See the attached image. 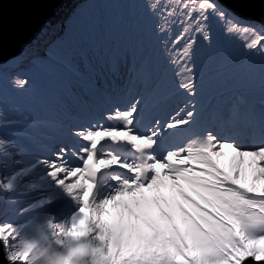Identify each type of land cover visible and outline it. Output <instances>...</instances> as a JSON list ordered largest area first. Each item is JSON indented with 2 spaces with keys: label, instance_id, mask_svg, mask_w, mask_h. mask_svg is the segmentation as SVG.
<instances>
[{
  "label": "rangeland",
  "instance_id": "rangeland-1",
  "mask_svg": "<svg viewBox=\"0 0 264 264\" xmlns=\"http://www.w3.org/2000/svg\"><path fill=\"white\" fill-rule=\"evenodd\" d=\"M203 1L74 0L61 18L54 19L58 17L55 16L50 20L49 26L57 23L62 26L72 17L71 24L66 25L64 32L59 31L61 26L58 28L55 37L62 34L60 41L54 36L49 39V43L37 38L39 42L35 39V42L27 44L32 48L22 50L13 61L18 67L31 61L38 63L37 58L46 57V52H52L55 57L57 50L61 53L69 48L72 50L73 37L78 43L81 41L91 45L94 38L87 37L93 32L104 30L105 26L116 19H124L123 29L127 32L130 30L128 26L135 29L132 35L137 39H143L144 36L143 40L150 45L158 41V36L164 38L160 42L164 45H173L168 39H175L177 44L172 46L175 55H182L180 45L187 48L190 53L185 55V59L193 63L201 60L204 71L223 63L229 64L222 72L206 75V78H216L213 86H222L221 78L229 82L221 90L229 92L223 99L249 95H254L255 99L264 97V29L248 25L255 21L239 18L225 6L220 8L211 1L207 6L198 4ZM153 6L159 7V10L149 14ZM55 40L56 43L52 45ZM159 48L156 47L155 56L165 57L171 62L170 58L174 55L168 51L159 52ZM127 59L123 58L124 61ZM5 63H0V68ZM6 69L1 68L0 74ZM125 70L126 77H131L130 81L135 82L124 87V79H121L120 93H131L132 90L135 93L129 94L126 106L119 107L120 110L114 113L110 107L120 106L115 102H106L99 94L94 98L79 96L74 90L68 95L72 101L61 103L71 104L72 107L46 109L41 103L43 100L51 102L52 97L47 90L44 96L39 89L40 85L31 88L28 79L21 80L23 84L17 89L14 86L7 88L8 84L0 79V131L6 136L17 137L23 134L26 130L20 124L28 123L31 118L40 122L45 120L43 125L41 122L37 127L40 135L48 130L54 133L60 129L58 136L68 138L67 141L83 140L79 144L88 146V152L80 163L70 166L65 164L70 160L64 157V143L54 144L55 150H62L59 153L48 152L40 157L29 149L17 148L11 144L12 141H5L0 136V204L3 206L0 212V238L4 241L11 261L14 264H242L246 257L264 259L263 143L250 145L246 139L247 131L245 138L239 139V146H236L238 142L230 141L232 145L218 140L210 130L197 132L186 116L188 113L174 120L171 119L173 115L161 119L163 109H148V113L145 108L157 99H162L152 92L156 88L155 82H166L167 78L173 76L174 69H161L157 65L155 82L148 89L138 85V80L143 82L144 73L136 71L139 75L134 76L127 73L128 66ZM0 76L5 81L10 80L7 74ZM119 80L115 78L114 83L118 85ZM256 87L258 89L251 92H233ZM142 92L146 94L140 98ZM62 98L65 100L67 96L63 93ZM84 100L97 104L100 112L95 108L89 114L88 106L85 108L82 104ZM101 102H104L103 108L99 107ZM134 105L146 107L133 112L131 107ZM74 106H82L83 113L86 110L88 116L97 118L106 112L110 121L106 125L102 116L101 120L94 121L87 117L86 121L80 123L81 114L67 115ZM139 118H144L148 124L143 128L146 137L141 134L140 121L130 123ZM51 121L54 123L49 124ZM30 124L38 125L39 122ZM168 127L171 131L162 133ZM51 128H54L53 131ZM30 130L33 132L34 128H28ZM257 134L258 130L254 127L252 136L256 137ZM179 135L183 139L179 140ZM36 138L35 134L31 135L29 141ZM41 144L44 143L41 141ZM112 145H118L122 152L111 151ZM241 148L254 151H243ZM158 150L160 152L157 156ZM59 155L61 158H53ZM100 161L104 162L103 168L109 171L103 175L113 173L110 169L114 167L127 174L124 173L118 180L114 176L106 178L113 185H107L103 193L115 191L119 195L112 197L108 194L107 199L103 195L102 198L108 203L99 208V215L104 214L116 229L118 226L120 229L136 227V232L142 231V237L146 232L158 231L150 239L149 245L143 242L137 247L136 243L124 244L120 236L101 244L89 238L84 229V217L91 215L92 207H84L87 203L83 202L81 196L86 192L85 199H88L89 194H92L93 165ZM22 174L24 176L20 186L14 188V179ZM136 177L138 180L133 184ZM203 179L208 185L204 184ZM79 182L82 184L78 185ZM66 196L74 201L77 197L81 198L79 207L85 208L84 212H87L79 215V220L71 217L74 211L66 208L64 212L59 211L68 200ZM152 198L154 203L161 205H153ZM144 203L151 208L143 207L139 215H135L137 206ZM3 210L8 213L7 216L1 214ZM126 210L128 217L125 215ZM151 217L154 218L153 223ZM128 218L130 225H127ZM154 243L158 245L154 248L155 252L150 250Z\"/></svg>",
  "mask_w": 264,
  "mask_h": 264
},
{
  "label": "trees",
  "instance_id": "trees-1",
  "mask_svg": "<svg viewBox=\"0 0 264 264\" xmlns=\"http://www.w3.org/2000/svg\"><path fill=\"white\" fill-rule=\"evenodd\" d=\"M209 1L213 2L220 8L224 7L219 2V0H204L203 2H199L198 4L207 6L209 5ZM158 10L159 7L154 8L153 6V9H151L152 12H149V14H153ZM77 14L78 12L73 14V17ZM70 19H72V17L67 19V26L71 24ZM116 21L114 20L112 21V23H109L107 26H105L104 30L95 31L91 36L87 37L88 39L94 38V43H92L91 45L84 44L81 41H79L78 43L77 39L73 37L71 43H73L74 47L72 48V50L71 48H69L67 51H64V53H61L59 50H57L55 51V57L54 55H52V52H48V54L46 52V57L42 56L41 59L37 58L38 63H34L33 61H31L27 64L19 65L18 67L16 66V63L13 61V59L7 61V63L4 62L5 64H3L1 68L7 69L2 70V73L0 75L7 74V78H9L10 80L5 81L3 76H0V79H3V83L8 84L7 88H11L12 86H14V88L16 89L20 86V84H23L21 80L27 81L28 79H30L31 88H37V86L40 85L39 89H41L42 94L44 93L45 96V91L47 90V93H50L52 97L51 102H45V100H43L41 106L46 109L60 106L59 109L61 110L62 108L65 109L68 106L72 107L71 104H61L67 103V100L72 101V98L68 96L71 90H74L76 93L83 89V96L94 98L95 95L99 94L100 97L103 98L102 94L105 89L112 91L113 89L116 90L120 86L113 84V80L115 78H120L119 83H122L121 79H124L123 86H125L128 82H130L131 78H127L125 75V67L127 66L129 67V71L127 72L128 74L130 73L134 76L139 75L140 73L145 74V76L143 77V82L138 83V85H141L145 89H148V87L154 84L157 65H160L161 69H170L171 67L174 69L173 76L171 78H167L166 82H155L156 88L152 90L154 94L157 93L158 96L162 98L157 99L154 103L159 104V108L165 109L162 112V118L173 115L172 117L174 120L175 117L182 116L188 113L186 116L188 117L190 123H192V125L194 126L195 130H199V132L210 130L214 133L215 137L219 136L220 139L222 138L219 134H221L222 132H225V134L229 136H236V134L239 135V131H241V124L245 122V118H248L247 125L249 126V128L246 132L247 141L254 144L260 142L264 143V97L255 99L254 95H249L246 97L240 96L236 98L233 97V99L230 100H225L223 99V97L229 92H223L221 90L229 82L225 80V78H221L223 85L213 86V80L216 81V78H206V75L209 73L224 71L229 66V64L223 63L221 64V66L216 67L212 70L204 71L203 66L200 63L201 60L193 63L190 62L189 59H185V55H188L190 53V50H188L187 48H184L180 45L179 48L183 53L182 55H175V51L172 47L173 45L177 44V41L175 39H168V41L173 45H164L160 43L164 38L158 36V41L150 45L143 40L145 38L144 36L143 39H137L134 35H132L131 32L135 29H132L128 26V28L130 29L129 32H127V30H124L122 25L124 19H116ZM248 25L254 26V28L257 29H264V26L262 24L260 25L255 22H249ZM133 26H135L134 23ZM60 37L58 36L56 39L60 41ZM56 41L57 40L53 41V43L51 44L53 45L54 43H56ZM128 44H130V47ZM157 46L161 47L159 48V52L168 51L171 52V55H174L170 58L171 62H168L167 58L165 57L159 58L155 56V54H157ZM127 57L128 59L124 61L123 58ZM173 64L175 65L172 66ZM56 71L60 73L58 74ZM136 71H138L139 74H136ZM95 84H97L98 86L94 87L93 85ZM257 89L258 87L247 90H237L233 92H251ZM63 93L67 96L65 100L64 98H62ZM145 94L146 92H142L141 97L145 96ZM53 100H55V102H52ZM87 101H89L88 103H90L91 106L93 105L90 100H84L83 103H86ZM182 103L184 104L183 106H181ZM154 104H151V106L153 107ZM173 106H175V108L171 109V107ZM99 107L101 106L99 105ZM179 107L181 108L178 109ZM110 108L113 113L115 110H120V108L116 106H112ZM77 109L71 108L67 115L73 114V116H75L74 113H78L84 116V113L78 112ZM136 111H139V109L138 107L134 106L133 112ZM70 116L68 118H70ZM102 116H104V121H106V123L110 121L106 112ZM68 121L70 124L71 121L69 119ZM134 121H137V119L131 120L130 122L133 123ZM32 122H39V124H30ZM41 122L43 125L45 123V120H41ZM41 122L40 120L36 121L29 118L28 123L20 124V127L25 128L26 130L23 134L17 135V137L9 135L6 136V134L0 131V136L4 137L5 141H12L11 144L15 145L19 149H29L30 152L43 157L44 155H47L48 152H53L52 146H46V144L48 145L53 143V137H56V140L60 141V143H64V139L57 135V132H59L60 130L58 127L57 129L59 130L54 131V133L48 130V132L40 135V130H37V127L40 126ZM48 123L52 124L54 122L51 121ZM140 125L141 127L146 126V121H144L143 124L141 120ZM255 126L258 127V134L256 137H253L250 130ZM28 128H34L33 132L31 130L28 131ZM53 129L54 128H51L52 131ZM213 129L215 130L213 131ZM167 131L170 132L171 128L168 127ZM34 134L37 136L36 140L29 141V137ZM41 141L42 143H44L43 145L41 144ZM82 141L83 140L70 139V142H68V144L71 146V148L69 150L67 149L64 155L72 156L85 152L87 146L79 144V142ZM112 150L119 151V147L112 146ZM60 157L61 155L53 156L54 159H58ZM74 161L77 164L80 159H74ZM110 171H112L113 173L100 175V170L99 168H97L96 172L98 173L99 178L92 179V189L93 191L99 190L98 195H94V193L91 192L92 194H89V198L85 199L86 192H84V194L81 196L83 202L87 203V205L84 207H92V209H90L91 215H87V217H84L86 220L84 229L87 230L89 238H91L93 242L98 241L100 244L102 242L104 243L109 241L110 238L117 239V236H120V240L124 244L131 245L136 243L135 246L137 247L141 245V242H143V244L149 245L150 239L155 237L158 234V231L155 230L151 233L146 232V234H144L145 236L142 237V231L141 233L136 232V227L133 226L130 227V229L127 227H123L120 229V226H118V228L116 229L113 227L114 225L106 219L104 214L102 216L99 215L100 212L98 211V209L99 207L103 206L104 201L106 200L105 199L103 201V204L99 206L98 203H101L102 197L103 195H105L103 193V191L105 190V185H113L112 182L106 181V178H108L110 174H113L114 179L118 180V178L123 177L125 173L124 170H120L117 167L111 168ZM81 184L82 182H79L78 185ZM206 185H208V183ZM117 186L119 185L117 184ZM72 194L73 193H71L70 195ZM69 196H66V198L68 197V200L65 203L63 202V208H61L59 211L64 212L63 209L65 208L68 211H74V214L71 215V217L79 220V215H83L87 211L84 212L85 208L82 209L79 207L81 198L79 199L77 197L76 201H74L71 198L69 199ZM111 196L116 197L113 194ZM131 201L132 200H130V202ZM154 201L155 200L153 199V203ZM160 205V203H157V207H159ZM3 211L4 212L1 214L7 216L8 213H6L5 210ZM92 214L94 215L92 216ZM125 215L128 216L127 213ZM157 215H155V217ZM153 220L154 218L151 217L152 223ZM157 222L155 221V223ZM127 225H130L129 219ZM113 230L114 235L112 234ZM157 247V243H154L150 250H153L155 252L154 248Z\"/></svg>",
  "mask_w": 264,
  "mask_h": 264
},
{
  "label": "water",
  "instance_id": "water-1",
  "mask_svg": "<svg viewBox=\"0 0 264 264\" xmlns=\"http://www.w3.org/2000/svg\"><path fill=\"white\" fill-rule=\"evenodd\" d=\"M74 0H0V63L20 55L24 47L37 38L49 43L43 27L60 9ZM239 18L264 25V0H219ZM69 8V7H68ZM54 31V30H53ZM43 36H46L44 38ZM56 38V37H55ZM3 206L0 204V212ZM0 264H14L0 238ZM242 264H264V259L246 257Z\"/></svg>",
  "mask_w": 264,
  "mask_h": 264
},
{
  "label": "bare ground",
  "instance_id": "bare-ground-1",
  "mask_svg": "<svg viewBox=\"0 0 264 264\" xmlns=\"http://www.w3.org/2000/svg\"><path fill=\"white\" fill-rule=\"evenodd\" d=\"M72 4V3H71ZM71 6V5H70ZM75 7H77V5L75 6ZM68 7H67V5L64 7V9H60V12L57 14L58 15V17H55L54 19H57V18H61L63 15H64V11L67 9ZM67 14H69V12L67 13ZM70 14H72V11H71V13ZM49 22L43 27V29L41 30V32H43L44 30V33H46L47 34V36H48V38H54L56 35L55 34H57V32H58V28L61 26V23H57V24H55L54 26H49ZM46 27H49L48 29H45ZM66 24H62V26H61V28H60V32H64V30H66ZM54 30V31H53ZM54 36V37H53ZM44 38H46V36L44 37ZM57 38V37H56ZM55 38V39H56ZM40 39H43V38H40ZM34 42H35V40H34ZM37 42H39L38 41V39H37ZM41 44H42V42H40ZM39 44V43H38ZM43 45V44H42ZM32 47H30V46H25L24 47V49L23 50H27V49H31ZM85 108L87 107V106H84ZM24 175L22 174V175H20V176H17L15 179H14V183H13V187L14 188H18L19 186H20V184H21V181H22V177H23Z\"/></svg>",
  "mask_w": 264,
  "mask_h": 264
}]
</instances>
